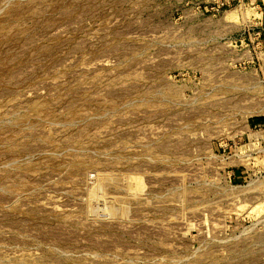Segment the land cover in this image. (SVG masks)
<instances>
[{
    "label": "rangeland",
    "instance_id": "obj_1",
    "mask_svg": "<svg viewBox=\"0 0 264 264\" xmlns=\"http://www.w3.org/2000/svg\"><path fill=\"white\" fill-rule=\"evenodd\" d=\"M0 264H264V0H0Z\"/></svg>",
    "mask_w": 264,
    "mask_h": 264
},
{
    "label": "trees",
    "instance_id": "obj_2",
    "mask_svg": "<svg viewBox=\"0 0 264 264\" xmlns=\"http://www.w3.org/2000/svg\"><path fill=\"white\" fill-rule=\"evenodd\" d=\"M256 121H257V122H260V121H261V119H256Z\"/></svg>",
    "mask_w": 264,
    "mask_h": 264
}]
</instances>
